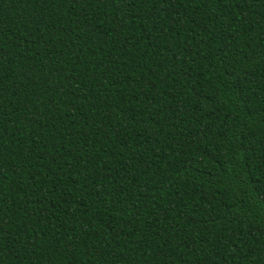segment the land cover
<instances>
[{
  "label": "trees",
  "instance_id": "1",
  "mask_svg": "<svg viewBox=\"0 0 264 264\" xmlns=\"http://www.w3.org/2000/svg\"><path fill=\"white\" fill-rule=\"evenodd\" d=\"M0 264H264V0H0Z\"/></svg>",
  "mask_w": 264,
  "mask_h": 264
}]
</instances>
